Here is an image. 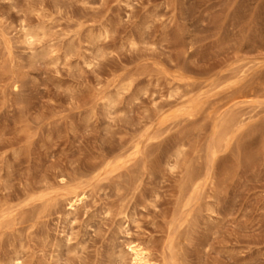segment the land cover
Returning a JSON list of instances; mask_svg holds the SVG:
<instances>
[{
  "label": "rangeland",
  "instance_id": "374dc122",
  "mask_svg": "<svg viewBox=\"0 0 264 264\" xmlns=\"http://www.w3.org/2000/svg\"><path fill=\"white\" fill-rule=\"evenodd\" d=\"M262 81L264 0H0V264H264Z\"/></svg>",
  "mask_w": 264,
  "mask_h": 264
},
{
  "label": "bare ground",
  "instance_id": "6f19581e",
  "mask_svg": "<svg viewBox=\"0 0 264 264\" xmlns=\"http://www.w3.org/2000/svg\"><path fill=\"white\" fill-rule=\"evenodd\" d=\"M212 68V67H211ZM238 81V80H237ZM255 82V81H254ZM253 82V83H254ZM257 83H258V81L256 82V85H257ZM262 83H263V81H262ZM262 83H260V84H262ZM251 84V83H250ZM249 84V85H250ZM255 84V83H254ZM253 84V86H255ZM264 84V83H263ZM252 86V85H251ZM261 86V85H260ZM257 87H258V85H257ZM262 87V86H261ZM264 87V86H263ZM247 88V87H246ZM252 89V88H251ZM254 89H255V87H254ZM254 89H252L253 90V92H254ZM256 89H258V88H256ZM262 89H264V88H262ZM252 90H250L251 92H252ZM259 90H261V88L260 89H258V91ZM241 91V90H240ZM238 92H239V90H238ZM255 92H257V90H255ZM248 93H250V92H248ZM261 94V93H260ZM249 95V94H248ZM193 102H195V101H193ZM191 103V102H190ZM194 103H192L191 105H193ZM188 105V104H187ZM190 105V104H189ZM188 105V106H189ZM193 107V106H192ZM193 109V108H192ZM231 118V117H230ZM231 119H233V118H231ZM229 121V120H228ZM236 121V120H235ZM226 122V121H225ZM229 124H232V121H231V123L230 122H228ZM234 123V122H233ZM226 124V123H225ZM224 124V122H223V126L225 125ZM228 125V124H227ZM226 125V126H227ZM235 125V124H234ZM226 126H224L225 128H226ZM225 128H221V132L222 133H225V135H227L228 133L225 131ZM229 128V127H228ZM222 129H224V131H222ZM231 129V128H230ZM230 129H228V130H230ZM227 130V131H228ZM220 133V132H219ZM221 133V134H222ZM227 133V134H226ZM229 136H230V132H229ZM219 137H222V135L221 136H219ZM226 137L227 136H225V139H226ZM223 140V139H222ZM219 141V140H218ZM217 141V142H218ZM226 142H228V138L226 139ZM218 143H220V142H218ZM216 145V144H215ZM214 145V146H215ZM218 145V144H217ZM216 145V146H217ZM220 146V145H219ZM223 146V145H222ZM217 148H218V146L216 147V150H217ZM219 149H220V147H219ZM214 161V160H213ZM194 173V172H193ZM196 176H198V175H196ZM193 179V178H192ZM194 179H195V176H194ZM198 179V178H197ZM196 180V179H195ZM191 182V181H190ZM194 183H195V181H193ZM186 184V183H185ZM200 184V183H199ZM191 185H192V183H191ZM187 186V185H186ZM190 186V185H189ZM188 186V187H189ZM195 187H197V186H195ZM194 187V188H195ZM191 189V188H190ZM193 189V188H192ZM77 190H79V189H77ZM76 192V191H75ZM83 195H84V192H76V193H74V194H72V196L70 197V201L68 200V202H69V206L70 207H73L79 200H82L83 199ZM5 218V217H4ZM3 218V219H4ZM11 219V218H10ZM4 221V220H3ZM130 249H131V254H132V264H157V262H156V260L155 261H153L152 260V258L150 257V254L146 251V249L140 244V243H135V242H132V244L130 245Z\"/></svg>",
  "mask_w": 264,
  "mask_h": 264
}]
</instances>
